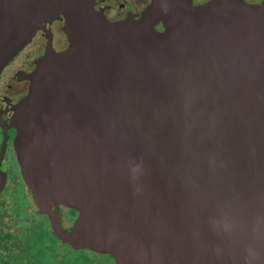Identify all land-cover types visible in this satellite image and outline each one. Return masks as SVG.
<instances>
[{
    "label": "water",
    "instance_id": "1",
    "mask_svg": "<svg viewBox=\"0 0 264 264\" xmlns=\"http://www.w3.org/2000/svg\"><path fill=\"white\" fill-rule=\"evenodd\" d=\"M53 12L70 47L37 63L13 125L40 208L80 214L62 239L116 264H264V4L154 0L110 24L30 0V26ZM30 35L0 39V68Z\"/></svg>",
    "mask_w": 264,
    "mask_h": 264
},
{
    "label": "flooded vegetation",
    "instance_id": "2",
    "mask_svg": "<svg viewBox=\"0 0 264 264\" xmlns=\"http://www.w3.org/2000/svg\"><path fill=\"white\" fill-rule=\"evenodd\" d=\"M93 11L110 24L140 21L154 0H88ZM218 0H190L200 7ZM260 6L264 0H234ZM48 20V21H47ZM30 26V0H0V39L9 41L20 29L30 40L0 68V264H116L114 258L89 248L75 247L61 235L70 233L79 212L62 204L42 209L26 182L14 145L13 125L20 101L28 94L37 63L70 47L63 15L52 13ZM198 22L196 18L194 24ZM155 30L165 31L160 21ZM0 52L6 45L2 42Z\"/></svg>",
    "mask_w": 264,
    "mask_h": 264
}]
</instances>
